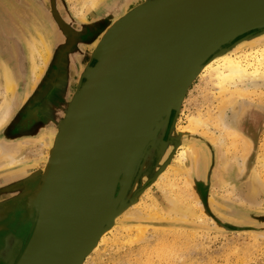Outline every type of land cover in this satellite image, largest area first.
Instances as JSON below:
<instances>
[{
    "label": "rangeland",
    "instance_id": "rangeland-1",
    "mask_svg": "<svg viewBox=\"0 0 264 264\" xmlns=\"http://www.w3.org/2000/svg\"><path fill=\"white\" fill-rule=\"evenodd\" d=\"M2 1L7 4L4 2L6 9L2 10L0 15V61L4 67L7 66L8 75L13 77L14 89L7 95V98H10V96L13 98L11 97L9 101L10 116L0 129V145L5 146L7 151L12 152L16 161L13 166L8 167L5 166L7 160H0V209L4 207L7 212L3 219L0 218V223L8 218L11 214L9 210H13L15 204L24 205L25 196L32 192L31 186L34 185L35 188L39 183L41 173L44 172L48 163V155L50 157V144L54 145L53 139L60 131L70 99L69 94H60L52 89L53 81L57 83L62 81L55 75L57 69L54 68L61 47H59L60 43H53L55 41L53 35L43 36L45 32H50V29L55 27L49 12L46 13V10L38 8L34 3V8L32 7L34 14H32L33 9L30 10L20 5L19 0ZM58 1L61 4L63 13L68 18L69 22L67 24L80 32L82 39H84L80 46L73 47L72 55L70 54V58L75 60L73 63L75 71H72V69L66 70L69 78L66 77L67 75L65 76V79L71 80L73 85L77 87L80 80L79 70L84 68L87 61L90 60L91 62L92 49L100 42L103 30L120 20L135 6L149 0H131L128 5H123L124 0H106L100 5L101 7L99 6V8L87 13L85 16L84 13L78 14L79 6L82 5L84 0ZM3 2H0V4L2 5ZM262 29L252 30L236 37L229 43H237L239 37L257 34ZM93 32L95 34L92 35ZM40 37L46 42H51V46L43 63L39 58H36L35 62H40L38 63L39 66L41 64L38 71L41 73L37 72L38 74L34 79L31 74V65L26 48L28 41L30 42L32 39L39 40ZM229 43L223 46H229ZM235 45L234 50L237 51L238 49L235 47L239 45ZM259 47H264V41L261 42ZM11 50L13 53H11ZM235 53H239V50ZM70 72H75L74 76H71ZM199 75L200 73L186 90L178 112L176 113L174 110L170 112L166 129L163 136L161 135V142L166 143L163 148V155L160 159L158 158L159 145H157V150L154 151L151 158L139 161V165L134 169V176L128 194L124 197V210L114 217V225L117 224L122 228L126 226L129 229L137 230V235H139L128 240L124 238L125 235L118 236V238L113 233H109L113 225L104 233L105 237L108 238H105V242L96 252L88 256L89 258H85L84 264H264V193L253 201L248 200L245 195L249 189L248 183L251 176L256 175L260 179L257 172V163L255 162L260 154L259 147L264 142V95L253 100H238L239 102L231 110H229L230 105L227 108L225 107L226 109L224 108L225 105L221 107V109L224 108L222 111L225 113L226 120H231L233 116L239 114L240 109L243 107H249L250 110L241 117V121L236 128L251 141V145L249 146L247 143V154L245 152L240 159L233 155V158L231 157L232 161L223 154L224 147H220L218 143L217 145L216 143L212 144L203 136L193 132H186L184 135L176 131L175 126H186L187 119L197 114L199 110L204 113L207 110L214 109L218 104L219 99L212 96L214 92L210 91V85L203 78H199ZM2 86L0 83V87L4 89ZM1 88L0 104L4 99ZM259 88L264 90L261 86ZM212 97L216 98L217 101ZM232 127L235 128V125ZM209 129L214 131V138L219 136L220 132L218 130ZM207 130L205 132L209 131ZM172 133H174L173 136H171ZM180 147L184 148L185 161L184 164L177 165L174 160H176ZM202 147L207 149L209 166L203 178L198 175L202 184L197 185L198 194H196L189 180L196 173L195 162L201 155ZM220 157L221 162L225 161V167L219 163ZM236 162L237 164H235ZM23 165L36 167L38 172L35 173L33 170L34 173L30 172V174L23 177L13 176L11 171L17 170ZM165 167L172 170L177 178L182 176L186 180L190 190L192 189L191 195L193 196H191V200L184 196L185 199L191 205L198 200L199 205L196 212L198 214L203 213L210 220V223H200L195 218L191 220L173 219L168 218V216L162 218L159 214L151 218L148 217L149 220L146 218L147 216L127 214L132 212L131 210L135 211L131 209L132 206L137 205L138 202L140 203L147 195L157 201L160 212L165 213L168 201L160 188L155 186L160 175L166 171L167 168L165 169ZM151 171L152 173H149ZM3 174L7 175L6 178H2ZM262 175L264 176V174ZM262 175L261 178H264ZM173 179L172 177L170 180ZM116 197L117 192L115 193ZM193 208H195V203ZM21 215L22 218L27 220L28 226L31 228L32 220H29V214L21 210ZM243 216L244 218H242ZM213 218L222 223L242 228V230H225L218 226ZM152 226H156V229ZM159 226L161 231H190L189 239H174L170 234L155 233V230L160 231ZM169 227L175 228L169 230ZM30 228L28 227V231L22 234L21 237H13L12 240L8 238L9 235L7 234L2 236L3 230H0V239L4 237L3 239L6 240L0 244H8L7 253L3 254L0 251V264L16 263L29 238ZM171 242H173V245Z\"/></svg>",
    "mask_w": 264,
    "mask_h": 264
},
{
    "label": "water",
    "instance_id": "water-1",
    "mask_svg": "<svg viewBox=\"0 0 264 264\" xmlns=\"http://www.w3.org/2000/svg\"><path fill=\"white\" fill-rule=\"evenodd\" d=\"M262 28L264 0H149L114 22L54 139L39 181L45 206L15 264H77L97 230L104 234L124 210L139 161L157 145L158 158L163 155L161 137L196 76L189 79L195 62ZM139 79L140 90L130 94ZM127 97L133 106L119 111ZM248 110L236 115V127ZM199 176L190 179L196 194Z\"/></svg>",
    "mask_w": 264,
    "mask_h": 264
},
{
    "label": "bare ground",
    "instance_id": "bare-ground-1",
    "mask_svg": "<svg viewBox=\"0 0 264 264\" xmlns=\"http://www.w3.org/2000/svg\"><path fill=\"white\" fill-rule=\"evenodd\" d=\"M104 1H106V0H84L82 5L80 4V6H79L80 10L78 11V14L80 15V14L84 13V16H85L87 13H89L91 11L93 12L95 9L99 8V6ZM130 1L131 0H124L126 5H128V3ZM32 7L34 8V6H32ZM31 13L34 14V9L32 10ZM109 27L110 26H107L103 30V32L101 34V38L104 39L106 37V34L108 32L107 29ZM52 29H50V32H45V33L43 32L44 35H43V33H42V35L43 36L53 35L54 39H57L58 33L55 30V27H52ZM263 41H264V28L261 31H259L257 34L255 33V34H252L250 36L239 37L237 43L232 42L231 44L229 43L230 44L229 46L224 47L225 46L224 45L223 47L220 46L218 48H215L213 51H211V53L209 55H206V58L203 61L200 62V60H199L200 58H199L195 62L193 68L191 69L189 76L192 75L193 72L194 73L192 76L189 77V79L191 78V80H192V78L195 76V74L197 76L200 73L199 78H203V80H205L206 83L210 85L211 90L210 89L209 90L211 92H214V93H212L213 97H216L217 99H219L218 104L214 109L212 108L211 110H207V111L204 110L205 111L204 113L200 112V110L198 109L199 112L197 114H194L193 116H191L187 119V125L186 126H184V127L175 126L177 132L182 133L184 135L186 132H189V133L193 132V133L199 134L200 136H203L205 139H207L212 144L216 143V145H217V143H218V145L220 147H222V148L224 147L223 154L228 157L227 159H231V157L233 155H236L237 157H239V159L244 156V154L247 150V146H248L247 143L248 142L244 137H242L235 130L236 126H235V128L232 127L236 122V116H233L231 118V120L229 119L230 121L227 119L228 120L227 121L225 118V113H223L222 110L225 107L227 108L228 105H230V108L229 107L228 108H229V110H231L239 102L238 100H240V101H242V100H253L256 97H260V96L264 95V90H261L259 88V86L264 88V47H259V45L261 44V42L263 43ZM235 44H237L239 46H237ZM234 45L237 46L235 48H237L239 50V53H235L238 50L237 51L234 50ZM50 46H51V42H49V41L46 42L41 37L39 40L32 39V41L27 42V48L26 49L28 52L29 60H30L31 74H32V77H34V79L38 73L39 74L41 73V72H38L41 64L39 66L38 63H40V62H38V63L35 62L36 58H39L41 63H43L49 54ZM100 48L97 49V47H95L94 49H92L91 64L88 65L86 68H84V70H82L80 72V74H79L80 80L78 81L77 87H75L76 90H75V88H71V90H70L71 95H69L70 99L68 101V105L70 104V102H72L73 97L76 95L79 85L84 80L83 79L84 76L96 64V62L98 60V53L100 51ZM12 50H14V49H12ZM242 50H244V51H242ZM233 51H235V52L232 53ZM11 53H13V51ZM6 67L3 66L2 62H0V83L3 85L2 87L4 88V89H2L0 87L2 89V94L4 95L3 96L4 99H2L3 101L0 104V129L7 122V119L10 116L9 115L10 114L9 101H10V98L12 96H10V98H7V95L9 93H11L12 90L14 89L13 77L12 76L10 77L8 75V70ZM197 68H198V70H196ZM194 70H196V72ZM196 76L194 77V79L196 78ZM31 79L33 80V78H31ZM165 81L166 80H163V83H165ZM140 83L141 82L139 79L137 81V83L133 86V88L131 89L130 94H132L135 90L136 91L140 90ZM74 90H75V92H74ZM73 92H74V94H72ZM130 94L128 96H130ZM216 98H213V99L216 100ZM126 99H125L126 101H124V103H123V104H125L124 107L122 104L119 111H123L124 108L126 110H128L129 108H131L133 106V103H132L133 100L131 98H128V97ZM222 105H225V106H224V108L221 109ZM235 108H234V110H235ZM240 110H242V109H240ZM66 111H67V109H66ZM62 112H63V110H62ZM261 120H262V118H261ZM209 128H211V130L212 129L218 130L220 132L219 136L217 135L218 137L214 138L213 137L214 131H210ZM206 129H208L211 134L208 133L209 132L208 130H207L208 132H205ZM201 131H203V132H201ZM173 134L174 133H172L171 136H173ZM51 142H53V141H51ZM181 144H182V142H181ZM197 146H199V145H197ZM52 147H53V145L50 144V147H49L50 151L52 150ZM259 148H260V154L257 157V161L255 163H257V165H256L257 166V172H258L260 179H258L257 178L258 176L256 177V175L251 176L250 181L248 183L249 189H248V192H246V194H245L246 198L248 200H251V201L257 199V197L260 194L264 193V178H261V175L264 174V142L261 144V146ZM198 149H200V148H198ZM172 150H173V148H172ZM48 152H49V150H48ZM193 154H194V152H193ZM246 154H247V152H246ZM13 156H14V154L10 151H7L5 146L2 147V145H0V160H7L6 164L4 163L5 166L11 167L14 165L16 159H14ZM48 159H49V155H48ZM174 161H175V164H177V165L184 164L183 163L185 161L184 148H181L177 152L176 160H174ZM221 161L222 160L220 157L219 163L225 167V165H226L225 161L224 162H221ZM208 163H209L208 162V154H206L204 152V150H202L201 155L199 157V160H198L197 164L195 165L196 173L200 176H203L202 174L206 172V169L209 166ZM235 164H237V162ZM218 165L216 166L217 168H218ZM166 168L167 167H165V169ZM33 170L35 173L38 172V169H36V167L33 168L32 166L30 167V166H24L23 165V166H20L17 170H12L11 172H12L13 176L18 175L19 177L20 176L23 177L24 175H26V174L28 175V174H30V172H33ZM160 171H162V170H160ZM149 173H152V171ZM6 176H7L6 174H3L2 178H6ZM10 176H12V175H10ZM240 176H241V174H240ZM172 177L176 181L174 179H173L174 181L173 180L171 181L170 179ZM262 177H264V176L262 175ZM201 178H203V177H201ZM138 184H139V182H138ZM155 186L160 188L161 192H163V194L166 196V200L168 201L165 213H161L159 206L157 204L158 202L155 201L150 195H147L144 199H142V201L140 203L138 202L137 205L133 204L134 206H132L131 209H134L135 211L131 210L132 212L127 213V214H129L131 216H139V215L147 216L146 218H148V217L151 218V217H154L155 215L159 214V216L162 218H165L166 216H168V218L170 217L173 219L174 218H176V219L180 218V219H187V220H191V219L195 218L197 220V222L207 223V224L210 223V220H208L207 217L205 215H203V213L198 214V212H196L198 209V205H199L197 202L198 200L194 202L195 208H193L194 203L191 205V204H189L188 200L185 199L184 196L188 197L191 200V196H193V195H191V190L193 188L190 190L189 184L186 182V180H184V178L182 176H178V178H177L174 175V173L172 172V170L167 168L166 171H164V173H162L160 175V177L158 178V180L155 183ZM31 190H32V192H29L26 195V200H25V203L23 205L24 207H22V209H21L22 212H26V214L28 213L30 216L29 220H32V225H31L28 237L33 236L34 218L35 219L38 218L39 213H41V211L43 210V208L45 206L43 184L38 183L35 186V188L33 185V186H31ZM23 197H24V195H23ZM22 200H24V199L22 198ZM21 210L19 208V212ZM125 212H126V210H125ZM124 216H126V215H124ZM160 220H161V218H160ZM178 221H179V219H178ZM191 223H193V222H191ZM155 227H153V228H155ZM135 228H137V227H135ZM166 228H168V227H166ZM171 228H175V227H169V230ZM177 228H179V227H177ZM159 229H160V226H159ZM137 232H138L137 230L129 229L126 226L123 228L119 227L117 224L114 225L113 228L109 231V233H113V235H116L117 237L118 236L122 237L123 235H125L124 238L127 240L132 239L134 236H136ZM154 232L155 233H162V234H170V235H172V237L174 239L183 238L184 240L189 239V235H190V231H184V230L161 231V229H160V231L155 230ZM141 233H142V231H141ZM105 238H108V237H105V235L101 232V230H99V231L97 230V232L95 233L94 237L92 238L90 244L88 245V247H87V249L83 255L84 257L82 256L77 264H84L85 258H89L88 256H90L92 253L96 252L98 250V248L105 242ZM111 239H113V238H111ZM27 242H28V240H27ZM136 242H138V241H136ZM173 242H171L172 245H173ZM6 247L7 246H5V247L3 246L0 249V251H2V252L6 251V249H7ZM171 253H173V252H171ZM173 254L175 255V253H173ZM169 256H170V254H169ZM173 259H174V257H173Z\"/></svg>",
    "mask_w": 264,
    "mask_h": 264
},
{
    "label": "flooded vegetation",
    "instance_id": "flooded-vegetation-1",
    "mask_svg": "<svg viewBox=\"0 0 264 264\" xmlns=\"http://www.w3.org/2000/svg\"><path fill=\"white\" fill-rule=\"evenodd\" d=\"M19 3H20V5H23V6H25V8H28L30 10H31L32 6H34V3H35V5L38 8H42L44 11L46 10V13H47V11L49 12L50 17L55 24V30L58 33V38L55 39V41L53 43L54 44L60 43L59 47H61L60 54L58 56L59 58H57V61L55 62L56 64H54V65H56V67H54V68L57 69L55 75L57 76V78L59 77V79H62V81H61V83H57L56 81H53L52 89L57 91V93H60V94L71 95V92H70L71 88H75L76 86L73 85V82L71 80L65 79L66 77H68L66 70L68 71L69 69H72V71L73 70L75 71V67H73V63L75 62V60L70 58V57H71L72 52L74 50L73 47L76 48L78 45L79 46L81 45V42H83L82 40H84V39H82V37H81L82 34L78 31L74 30L73 27H71L67 24L69 22L68 18L63 13L61 4L58 0H19ZM125 4L126 3L124 2L123 5H125ZM19 8H21V7H19ZM94 28H96V27H94ZM59 31H60V33H59ZM93 34H95V33L93 32L92 35ZM85 64L86 65L84 66V68H86L88 65L91 64L90 60L87 61ZM84 68L79 70L78 75L80 74V72L82 70H84ZM58 73H59V75H57ZM70 74H71V76L72 75L74 76L75 72L74 73L70 72ZM79 78H80V76H79ZM56 85H57V87H56ZM16 205L17 204H15V208L13 210H9V211H11L10 212L11 214L8 216V218H6L2 223H0V230H3V233H4V234L2 233V236L7 234V235H9L8 238H10V240H12L13 237H16V238L21 237L22 234H24L26 231H28L27 230L28 227L30 228V226H28L27 220H25V218H22L21 211L19 212V208L21 210L23 205L22 206L19 204L17 206ZM6 214H7L6 209L4 207L1 208L0 209V218L3 219V217L6 216ZM3 238L0 239V243H2L5 240ZM3 246L4 247L7 246L6 248L8 249V244H4V243H3V245L0 244V249ZM1 253H7V252L1 251Z\"/></svg>",
    "mask_w": 264,
    "mask_h": 264
},
{
    "label": "crops",
    "instance_id": "crops-1",
    "mask_svg": "<svg viewBox=\"0 0 264 264\" xmlns=\"http://www.w3.org/2000/svg\"><path fill=\"white\" fill-rule=\"evenodd\" d=\"M0 2H3L2 0H0ZM6 9V7H5V4H4V2H3V4L1 5L0 4V15L2 14V10H5ZM1 62V61H0Z\"/></svg>",
    "mask_w": 264,
    "mask_h": 264
}]
</instances>
